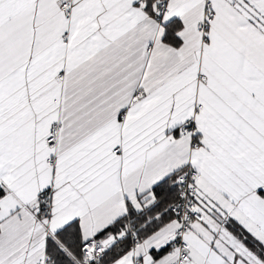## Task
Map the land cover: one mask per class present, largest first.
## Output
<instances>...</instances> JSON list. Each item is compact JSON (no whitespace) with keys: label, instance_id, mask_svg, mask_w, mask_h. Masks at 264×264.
Instances as JSON below:
<instances>
[{"label":"snow or ice","instance_id":"obj_1","mask_svg":"<svg viewBox=\"0 0 264 264\" xmlns=\"http://www.w3.org/2000/svg\"><path fill=\"white\" fill-rule=\"evenodd\" d=\"M0 264H264V0H0Z\"/></svg>","mask_w":264,"mask_h":264}]
</instances>
